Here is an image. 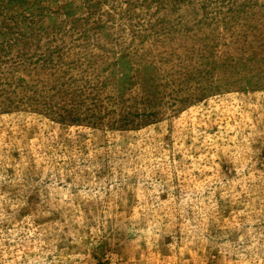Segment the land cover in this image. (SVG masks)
<instances>
[{
	"label": "rangeland",
	"instance_id": "obj_1",
	"mask_svg": "<svg viewBox=\"0 0 264 264\" xmlns=\"http://www.w3.org/2000/svg\"><path fill=\"white\" fill-rule=\"evenodd\" d=\"M0 264H264V0H0Z\"/></svg>",
	"mask_w": 264,
	"mask_h": 264
}]
</instances>
